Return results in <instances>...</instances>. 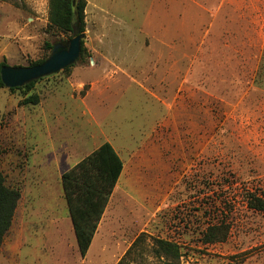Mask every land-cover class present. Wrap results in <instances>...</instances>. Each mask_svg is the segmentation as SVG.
<instances>
[{
	"label": "rangeland",
	"instance_id": "1",
	"mask_svg": "<svg viewBox=\"0 0 264 264\" xmlns=\"http://www.w3.org/2000/svg\"><path fill=\"white\" fill-rule=\"evenodd\" d=\"M48 1L0 0V63L71 39ZM92 1L67 73L0 88V172L20 191L0 264H163L157 240L179 264H264V205L246 202H264V1ZM101 142L124 169L82 259L49 221L68 214L62 173ZM212 225L223 242H204Z\"/></svg>",
	"mask_w": 264,
	"mask_h": 264
},
{
	"label": "trees",
	"instance_id": "2",
	"mask_svg": "<svg viewBox=\"0 0 264 264\" xmlns=\"http://www.w3.org/2000/svg\"><path fill=\"white\" fill-rule=\"evenodd\" d=\"M85 7L86 0H77L75 8L72 7V0H49V28L68 35L71 39L75 35L83 34L85 31ZM46 48L51 52L53 46L46 45ZM84 53L85 48L81 40L80 55L73 64L81 59ZM49 56L32 62L29 66L39 65ZM73 64L61 71L67 73ZM4 65V63H0V67ZM39 80H33L23 87L11 90L29 91ZM2 87L4 85L0 80V88ZM38 102L39 97L32 95L24 99L22 104H37ZM123 169V161L116 150L110 143L104 142L61 176L63 196L66 201L78 252L82 259L85 258L90 249L109 199ZM19 199L20 191L8 186L5 177L0 172V247L12 225ZM246 202L251 209L260 210L264 205L263 200L252 193L246 197ZM228 231L229 229L226 225L209 226L207 231L203 233L204 242H223L227 237ZM156 243L158 245V255L165 256L166 258L163 264H179L180 255L174 244L161 240H157ZM131 247L125 255L129 254Z\"/></svg>",
	"mask_w": 264,
	"mask_h": 264
},
{
	"label": "water",
	"instance_id": "3",
	"mask_svg": "<svg viewBox=\"0 0 264 264\" xmlns=\"http://www.w3.org/2000/svg\"><path fill=\"white\" fill-rule=\"evenodd\" d=\"M76 3L77 0H72L73 8L76 7ZM83 37L84 34H78L64 45H54L50 56L39 65L28 67L1 66V82L8 89L20 88L33 80L41 79L63 70L78 59Z\"/></svg>",
	"mask_w": 264,
	"mask_h": 264
},
{
	"label": "crops",
	"instance_id": "4",
	"mask_svg": "<svg viewBox=\"0 0 264 264\" xmlns=\"http://www.w3.org/2000/svg\"><path fill=\"white\" fill-rule=\"evenodd\" d=\"M256 1H264V0H256ZM92 6L97 9L103 10V6L98 0H93L92 1ZM104 142H101L97 145V147L94 149L96 150L101 144H103ZM109 143V142H108ZM114 148V147H113ZM93 150V151H94ZM67 154V153H66ZM66 160H67V155H66ZM78 163V162H77ZM63 174V173H62ZM62 176V175H61ZM67 206V205H66ZM64 217V218H63ZM63 217H56L53 218L49 221V224H51L54 228V230L52 232H56L58 235L61 236V238L63 237L64 233L67 232L69 233V235H74V231L72 228V224H71V220L69 218V215H65ZM99 228V226H98ZM51 232V231H50ZM47 234V232L45 233V235ZM48 235V234H47ZM97 235V232L95 234V236ZM94 236V238H95ZM75 237V235H74ZM45 238V236H43V239ZM94 240V239H93Z\"/></svg>",
	"mask_w": 264,
	"mask_h": 264
}]
</instances>
